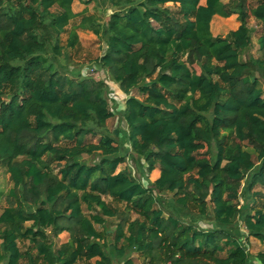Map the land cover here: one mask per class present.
Here are the masks:
<instances>
[{
	"label": "trees",
	"instance_id": "obj_1",
	"mask_svg": "<svg viewBox=\"0 0 264 264\" xmlns=\"http://www.w3.org/2000/svg\"><path fill=\"white\" fill-rule=\"evenodd\" d=\"M74 1L0 0V264H252L244 235L264 264V0H84L107 19ZM216 15L240 25L214 35ZM78 28L105 41L95 67L127 95L120 135L108 83L65 63ZM129 156L159 177L120 169Z\"/></svg>",
	"mask_w": 264,
	"mask_h": 264
},
{
	"label": "rangeland",
	"instance_id": "obj_2",
	"mask_svg": "<svg viewBox=\"0 0 264 264\" xmlns=\"http://www.w3.org/2000/svg\"><path fill=\"white\" fill-rule=\"evenodd\" d=\"M255 2V0H252ZM177 5H174V7ZM87 8L88 12H96L98 11L100 14L102 13L105 16V19H107V16L110 13V9H106L105 11L102 10L100 6H96L95 1L90 2L89 4L85 3L84 0H75L73 2V10L75 12H81ZM81 17H77L67 28V32L63 34L62 40L64 43H66L69 31L74 26V24H77L80 21ZM240 25V22L237 19V15H232L229 17H222L219 15L214 16L212 22H211V30L214 35H225L228 31L232 29H236ZM249 25L254 27L253 32V45L250 50V54L257 57L260 56L262 53L259 50L258 47V37L261 34L262 26L259 22H257L254 18L249 19ZM78 34H79V43L74 49H70V54L68 60L65 62L67 63L70 70H80V72L88 75H93L96 78H101L104 80H108L109 85V99L111 100L112 108L115 111V116L111 118L108 121V126L111 130L116 132V135H120L121 131H124L126 129V124L124 121L120 119L119 116V110L123 109L124 107V101L126 98V94L121 91L119 85L113 81L110 80L107 72L105 70L99 69L94 70L92 72L91 69L96 66V58L101 56L105 49H106V43L104 40H102L100 37H98L96 34H94L90 30L80 29L78 28ZM263 85H264V78H262ZM134 94H137V92H133ZM89 140L97 141V138L89 137ZM127 147H129L128 144H126ZM142 162V168L138 169V166L135 162V160L132 158V156H129V158L126 160V162L122 163L119 168H125L129 167L132 170V173L140 178L144 184L149 185V181H154L159 174L158 169L153 170L152 172L147 173V175L141 174L142 170H145V162L144 160ZM12 186V182L9 179V174L2 171L0 174V191H3L2 196L0 197V213L3 210V207L7 205V197L6 193L9 190V188ZM253 191L258 192L259 195H257V202L258 205H261L262 202H264V185L258 184L254 187ZM106 201L111 203L112 205L119 208V210L124 211L125 204L117 202L112 199L110 196H104ZM241 204L244 203V197H240ZM137 214L131 213V217L135 218ZM119 218H112L109 219L106 223V228L109 231V238H112L114 236V231L116 228V224L118 222ZM202 227H209L211 224L210 222H202ZM240 227L241 229H244L243 222L240 221ZM55 245H60L63 241H66L68 239V234L66 232L60 234L58 237H54ZM251 255H252V264H260L257 253L263 249V244L257 240L256 238H251ZM22 247H24V244H22ZM136 261L139 262L138 257H136ZM21 264H26L25 261H22Z\"/></svg>",
	"mask_w": 264,
	"mask_h": 264
},
{
	"label": "built area",
	"instance_id": "obj_3",
	"mask_svg": "<svg viewBox=\"0 0 264 264\" xmlns=\"http://www.w3.org/2000/svg\"><path fill=\"white\" fill-rule=\"evenodd\" d=\"M91 70H92V72H93L94 70H97V69H96V67L94 66V68L91 69ZM81 74H82V75H88V74H84L83 72H82ZM105 81L108 82V80H105ZM242 230H243L244 234H246V229L244 228V229H242ZM242 243H243V245H244L246 251H247L248 253L251 254V242H250L249 240H247V238H246L245 235L242 237Z\"/></svg>",
	"mask_w": 264,
	"mask_h": 264
},
{
	"label": "crops",
	"instance_id": "obj_4",
	"mask_svg": "<svg viewBox=\"0 0 264 264\" xmlns=\"http://www.w3.org/2000/svg\"><path fill=\"white\" fill-rule=\"evenodd\" d=\"M120 89H121V88H120ZM121 91H122V90H121ZM126 96H127V95H126ZM156 169H158V171H159V174H158V177H159V175H160V169H159V168H156ZM158 177H157V178H158ZM157 178H156V179H157Z\"/></svg>",
	"mask_w": 264,
	"mask_h": 264
}]
</instances>
